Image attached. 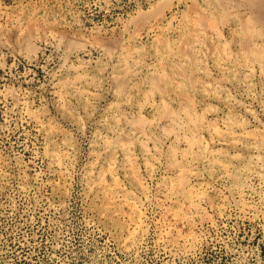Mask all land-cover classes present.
Returning a JSON list of instances; mask_svg holds the SVG:
<instances>
[{"label": "rangeland", "instance_id": "1", "mask_svg": "<svg viewBox=\"0 0 264 264\" xmlns=\"http://www.w3.org/2000/svg\"><path fill=\"white\" fill-rule=\"evenodd\" d=\"M0 264H264V0H0Z\"/></svg>", "mask_w": 264, "mask_h": 264}]
</instances>
